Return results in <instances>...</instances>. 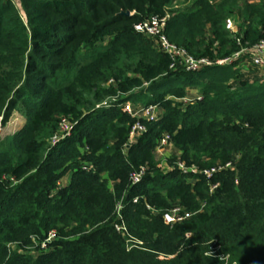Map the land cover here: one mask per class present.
<instances>
[{
  "label": "trees",
  "instance_id": "trees-1",
  "mask_svg": "<svg viewBox=\"0 0 264 264\" xmlns=\"http://www.w3.org/2000/svg\"><path fill=\"white\" fill-rule=\"evenodd\" d=\"M175 1L0 0V131L24 119L0 139V264H264V0ZM165 16L168 41L211 65L170 68L134 28ZM125 101L162 110L134 142Z\"/></svg>",
  "mask_w": 264,
  "mask_h": 264
},
{
  "label": "built area",
  "instance_id": "built-area-1",
  "mask_svg": "<svg viewBox=\"0 0 264 264\" xmlns=\"http://www.w3.org/2000/svg\"><path fill=\"white\" fill-rule=\"evenodd\" d=\"M167 17L168 16H165L163 18L153 17L148 21L135 25L134 28L135 30L155 39V43L156 45H158L159 50L165 52L166 54H168V56H170V59L172 60L170 68H175V65L177 63L186 71H197L200 70L202 66L211 65L212 63L210 61L196 60L193 56L187 53L185 49L168 41L166 36L163 34V29L165 27ZM226 28L234 34L237 31L236 26L231 20L227 21ZM253 50L255 53L251 57L252 63L264 69V40H261L257 44H255V46H253ZM233 59L234 56L224 60H218L215 64L222 65L226 61L230 63L231 61H233ZM199 99H201V95L199 93L193 92L192 94H190V96L184 98V101L192 102ZM121 106L134 120L129 130L130 142H134L140 134L144 133L147 130L145 122H155L162 115L161 108L156 104L144 105L140 102L125 101ZM73 129L74 124L70 120L62 119L58 131L50 140V144L53 146L59 143L64 138L70 136ZM170 145H172L170 135L164 134L157 142V153L159 154L160 151L165 150V148ZM177 165L178 168L184 173H194L196 171V168L194 166L187 167L180 161L177 162ZM212 172L213 170H204L202 173L209 178ZM144 173L145 167H141L138 171H133L129 176L131 184H138L141 181ZM58 184H60V181H58ZM135 200L136 199H134V201ZM175 216L176 209L172 210V214L166 215V222L175 221ZM115 227L117 230H124V226L122 224H116ZM54 237V231L48 232L47 237L40 244V249L44 250L45 248H48Z\"/></svg>",
  "mask_w": 264,
  "mask_h": 264
},
{
  "label": "rangeland",
  "instance_id": "rangeland-1",
  "mask_svg": "<svg viewBox=\"0 0 264 264\" xmlns=\"http://www.w3.org/2000/svg\"><path fill=\"white\" fill-rule=\"evenodd\" d=\"M193 0H176L174 4H172L169 8H184L188 4H190ZM219 0H211L212 3H216ZM239 2H244V1H250V0H238ZM24 119L22 116H20L17 112L13 113L11 118L7 121V124H5L3 127H1L0 131V139H3L6 136H11L13 133H15L17 130L21 128L23 125ZM175 158L177 157V151L174 150L173 146L170 145L165 148V150H162L158 154V160L160 162L161 167L167 168L168 167V160L169 158ZM35 247V244L33 245ZM38 250V249H37ZM40 247H39V252H40ZM34 253L36 254V250H34Z\"/></svg>",
  "mask_w": 264,
  "mask_h": 264
},
{
  "label": "water",
  "instance_id": "water-1",
  "mask_svg": "<svg viewBox=\"0 0 264 264\" xmlns=\"http://www.w3.org/2000/svg\"><path fill=\"white\" fill-rule=\"evenodd\" d=\"M14 2H16L17 6H18L19 8H21V2H20V0H14Z\"/></svg>",
  "mask_w": 264,
  "mask_h": 264
},
{
  "label": "crops",
  "instance_id": "crops-1",
  "mask_svg": "<svg viewBox=\"0 0 264 264\" xmlns=\"http://www.w3.org/2000/svg\"><path fill=\"white\" fill-rule=\"evenodd\" d=\"M250 1H257V0H250Z\"/></svg>",
  "mask_w": 264,
  "mask_h": 264
}]
</instances>
